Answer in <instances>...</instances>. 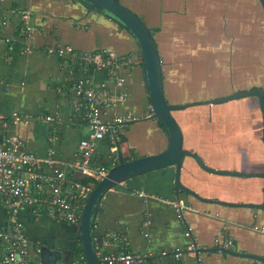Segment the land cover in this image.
<instances>
[{"label":"crops","instance_id":"0c3cea01","mask_svg":"<svg viewBox=\"0 0 264 264\" xmlns=\"http://www.w3.org/2000/svg\"><path fill=\"white\" fill-rule=\"evenodd\" d=\"M125 3L154 32L166 96L173 104L198 105L234 91L264 89L261 0ZM28 8L37 29V48L30 55L23 53L20 36L21 12ZM104 16L87 11L79 0H0V110L9 116L15 111L29 115L11 130L24 140L27 151L54 161L45 165L46 173L65 172L68 182L63 191L70 197L77 194L75 183L84 177L71 164L80 157V141L89 136L91 128L79 117L74 102L82 94L70 84L68 73L109 86L114 81L106 70L92 65L75 61L71 68L47 54L48 46L135 55V64L121 69L128 96L116 110L131 111L138 119L120 127L117 144L111 141L112 147L106 139L98 141L96 164L103 166L114 152L137 158L160 153L168 145L165 131L153 117L137 40ZM4 85L9 86L7 91ZM222 104L226 108L220 107V116L211 107L207 116L196 112L180 115L188 149L212 169L264 172V118L258 99L247 97ZM108 110L106 123L115 117L112 109ZM48 115L57 120L48 122ZM212 119L218 128L210 132L207 128ZM208 137L218 140L210 143ZM187 162L190 175L185 184L200 197L176 192L175 168L134 176L109 191L96 221L95 232L105 234L100 249L118 251L119 243L112 235L121 233L127 236L131 251L144 255L145 264H264V210L248 206L263 202L264 178L208 173L196 161ZM193 176L200 180L194 181ZM21 217L30 239L57 252L62 259L59 264H81L74 256V249L82 246L79 224L59 222L28 209ZM225 226L233 246L220 251L215 241L224 238ZM40 254L34 259L41 260ZM55 257L50 255L48 264H58Z\"/></svg>","mask_w":264,"mask_h":264},{"label":"built area","instance_id":"2783aa9c","mask_svg":"<svg viewBox=\"0 0 264 264\" xmlns=\"http://www.w3.org/2000/svg\"><path fill=\"white\" fill-rule=\"evenodd\" d=\"M32 16L33 11L30 8L21 12L20 36L23 53L26 55H30L37 48L34 43L37 29L32 22ZM46 53L57 56L71 68L73 63L78 61L84 66L92 65L97 69L106 70L114 81L111 86L96 83L84 76L76 77L73 71H69L67 78L82 94V98L75 101L74 105L91 128L89 136L80 141V157L72 162L71 167L84 177L99 182L108 174L109 167L94 162L98 141L109 135L113 143H116L120 127L138 119L131 111L116 110L118 104L128 96L126 79L120 73L121 69L134 65L135 55L79 50L72 45L62 44L48 46ZM3 89L7 91L9 86L4 85ZM1 103L0 94V107ZM108 109H112L115 117L113 121L106 123L104 118L108 115ZM28 117V114L18 111L9 116L0 110V264H44L41 260L34 259L41 253L42 247L30 239L21 212L28 209L36 215L47 214L59 222L79 224L82 200L86 201L95 186L92 183L85 185L77 182L75 183L79 188L77 194L70 197L64 193L63 185L68 182L65 172L46 173L43 170L45 165L54 161L27 151L24 140L11 130L12 125L27 121ZM46 120L55 122L57 118L48 115ZM175 206L179 207L177 203ZM224 231V238H217L215 241L220 251L233 246V239L228 235L227 226ZM112 236L118 241L120 249L105 252L99 247L97 254L102 263L145 264L144 255L129 249L126 235L114 233Z\"/></svg>","mask_w":264,"mask_h":264},{"label":"water","instance_id":"95a60500","mask_svg":"<svg viewBox=\"0 0 264 264\" xmlns=\"http://www.w3.org/2000/svg\"><path fill=\"white\" fill-rule=\"evenodd\" d=\"M87 11L101 13L113 21L122 24L124 28L130 31L137 40L140 47L144 64L143 71L146 80V87L151 100L153 117L164 129L168 145L160 153L153 155H144L130 160H124V155L118 151L119 161L109 163L108 174L101 179L88 195L81 214L79 222L80 239L84 253L85 262L82 264H102L98 257L97 250L103 237H96V221L100 209V204L106 194L122 184L124 181L134 176H146L150 172L158 170H167L175 168V189L176 192L186 191L196 197L199 194L189 188L184 182L182 171L186 156L192 157L208 173L229 174L239 177H262L264 172L241 173L233 171H219L206 165L203 158L195 152L184 148L183 129L178 123L174 111L186 109L189 105L172 104L168 101L164 87L163 63L160 51L155 41L154 35L145 20L134 10L128 7L125 0H79ZM264 7V0H261ZM247 97H256L264 115V89L257 88L245 91H234L233 93L203 101V104L213 105L222 104L232 100L243 99ZM133 122V121H131ZM264 141V129H263ZM246 206V205H245ZM250 207H257L264 210L263 202ZM55 254L54 262H61V257L57 252L52 251L48 246L41 248V261L48 264L49 256ZM262 260L261 257H258Z\"/></svg>","mask_w":264,"mask_h":264},{"label":"trees","instance_id":"16d2710c","mask_svg":"<svg viewBox=\"0 0 264 264\" xmlns=\"http://www.w3.org/2000/svg\"><path fill=\"white\" fill-rule=\"evenodd\" d=\"M83 5V4H82ZM84 6V5H83ZM85 7V6H84ZM95 14H97L98 15V13H95ZM99 15H103V14H101V13H99ZM104 16V15H103ZM105 17V16H104ZM122 27H123V25L122 24H120ZM126 29V28H125ZM127 30V29H126ZM150 30L152 31V33H153V35H154V32H153V30H152V28H150ZM141 51V50H140ZM143 62H144V60H143V56L141 55V64L143 65ZM78 74H76L75 73V76L76 77H78L77 76ZM252 98V97H251ZM256 98V97H255ZM169 101V100H168ZM170 103H172L171 101H169ZM173 104V103H172ZM196 107V108H199V109H197V110H205V111H196V113H198L200 116H207V115H210V105H208V104H198V105H189L186 109H182V110H178V111H174L173 113H174V115H175V117H176V119H177V121H178V123L180 124V126L183 128L184 126H183V121H182V119L180 118V115H186V114H188V112H187V110H189L190 108H192V107ZM259 111L261 112V114H263L262 113V110H261V108H260V105H259ZM79 114V117H82V115L80 114V113H78ZM190 114V113H189ZM135 121H137V120H135ZM134 121V122H135ZM220 124V123H219ZM209 127H210V129H209ZM209 127L207 128V130H211V131H214V130H216L217 128H218V123L214 120V119H212V121L209 123ZM185 128V127H184ZM164 130V129H163ZM210 131V132H211ZM119 134V133H118ZM118 134H117V139H118ZM183 134H184V148L185 149H188V147L186 146V140H187V137H186V135H185V132L183 131ZM107 140V141H109V146H111L112 147V145H111V141H112V139H110V137H109V135H107L103 140ZM208 139V142H210V143H213V142H216L218 139L217 138H210V137H208L207 138ZM114 144V143H113ZM117 144V143H116ZM166 148V147H165ZM164 150V149H163ZM162 150V151H163ZM133 157H124V160H130V159H132ZM188 160H193V161H196V160H194L192 157H190V156H186L185 157V160H184V168H183V171H182V175H184V179L186 180V179H188V176L190 175V174H188V172L187 171H189V167H187V161ZM119 161V158H118V154H117V152H114L112 155H111V157H109V159L107 160V161H105V163H104V165L105 166H108L109 165V163L110 162H114V163H117ZM187 162V163H186ZM44 170V169H43ZM194 181H198V180H200V179H198L197 177H194L193 176V178H192ZM187 181V180H186ZM80 182L82 183V184H85V185H89V184H94V185H96L98 182L97 181H95V180H93L92 178H88V177H83L81 180H80ZM185 182V181H184ZM83 210V209H82ZM95 235H96V237L97 236H100V237H103L105 234L104 233H102V232H98V231H96L95 232ZM100 245H101V243H100ZM99 245V246H100ZM101 248V247H100ZM74 256H75V259L78 261V262H80L81 264L82 263H84L85 262V259H84V253H83V249H82V246H78V247H76L75 249H74ZM102 264H105V263H102Z\"/></svg>","mask_w":264,"mask_h":264},{"label":"rangeland","instance_id":"374dc122","mask_svg":"<svg viewBox=\"0 0 264 264\" xmlns=\"http://www.w3.org/2000/svg\"><path fill=\"white\" fill-rule=\"evenodd\" d=\"M218 106V107H217ZM192 107V106H191ZM209 107H211V110L212 109H214V110H218V113H219V116H220V107H221V110H225V108H226V105H224V104H214V105H212V106H209ZM217 107V108H216ZM229 107L230 106H228V109H229ZM197 109H199V108H196V107H192V108H190L189 110H187V112H189V113H194V112H196V111H205V110H197ZM211 131V130H210ZM186 146H187V140H186Z\"/></svg>","mask_w":264,"mask_h":264},{"label":"flooded vegetation","instance_id":"af4514ba","mask_svg":"<svg viewBox=\"0 0 264 264\" xmlns=\"http://www.w3.org/2000/svg\"><path fill=\"white\" fill-rule=\"evenodd\" d=\"M263 118H264V115H263ZM263 124H264V122H263ZM263 129H264V125H263Z\"/></svg>","mask_w":264,"mask_h":264}]
</instances>
